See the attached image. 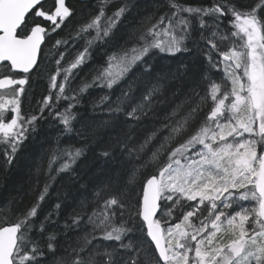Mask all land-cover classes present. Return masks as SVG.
I'll use <instances>...</instances> for the list:
<instances>
[{"label": "snow or ice", "instance_id": "1", "mask_svg": "<svg viewBox=\"0 0 264 264\" xmlns=\"http://www.w3.org/2000/svg\"><path fill=\"white\" fill-rule=\"evenodd\" d=\"M139 7L93 0L76 20L70 0H0L5 166L41 121L59 129L31 202L18 197L0 209V264H264V0H152L144 14ZM96 53L102 63L76 83ZM187 54L206 69L192 73L179 103L158 111L167 80L187 77L190 65L161 75L155 63ZM45 71L47 94L24 112L33 78ZM93 88L104 89L93 110L106 116L88 124L75 109ZM72 134L84 143L63 147L60 137ZM89 143L131 167L65 222L61 245L48 228L55 212L43 205L61 174L78 179ZM136 232L142 243L132 242ZM97 239L114 243L101 250Z\"/></svg>", "mask_w": 264, "mask_h": 264}, {"label": "trees", "instance_id": "2", "mask_svg": "<svg viewBox=\"0 0 264 264\" xmlns=\"http://www.w3.org/2000/svg\"><path fill=\"white\" fill-rule=\"evenodd\" d=\"M72 5L77 10L76 20L81 19V14L88 11L87 5L93 2H82L81 0H70ZM140 5L137 11L140 14L152 11V0H136ZM190 4L201 3L202 0H186ZM250 0H238V3L247 6ZM72 29L69 24L68 28L64 29V34ZM77 47H80L78 44ZM47 52V49L45 50ZM75 50H73V56ZM181 61L184 64L190 65L189 75L178 79L169 78L166 83L167 100L158 106V111L169 109L175 103H179L183 99V93L188 91V84L191 81L192 73L200 72L206 69V65H202L200 60L195 58L192 54H187L186 57L168 58L159 60L155 63L156 71L161 75H168L170 72L174 73L179 67ZM102 63V53L94 54L93 58L88 64H85L80 75L77 77L76 83H80L84 79H90L93 69ZM53 65H47L51 68ZM48 76L47 71L42 76L34 77L32 80L31 89L28 98L22 101V110L24 112H35L37 105L36 101L47 94ZM104 94V89L93 88L90 89L83 97L82 102L75 111H78L80 117L84 118V122L88 124L99 123L106 116V112H102L101 108L93 110L100 97ZM114 99V97L112 98ZM110 102V101H109ZM163 119V116L160 117ZM159 123V121H156ZM152 126L149 122L148 127ZM144 131V129H141ZM59 135V129L52 120H43L40 122L39 129L33 133L30 138L25 141L21 150L16 154V158L10 167L4 164L3 153L0 152V209H5L9 206V202H15L16 198L22 199V204L31 202L32 197L28 195L31 185L35 178V172L46 159V154L49 151V146L55 144L56 138ZM61 145L63 147H79L84 142L80 140L75 134L65 135L60 137ZM2 147V146H0ZM131 167L126 160L123 161H106L104 158L98 156V149L95 143H89L85 157L78 161L76 168V175L78 179L69 180L64 174L63 179L57 178L56 182L50 189V196L46 199L43 208L45 212L54 211L55 223L48 225L50 231L57 233L61 241V245L65 243L64 225L70 218L79 211L82 206H85V201L91 205L94 194L104 185L110 182L122 180L126 172ZM59 202L61 207L59 210L54 209V205ZM85 226H81L80 233H84ZM132 242L142 243L145 239L140 232L130 234ZM68 238L74 240L77 238L75 231L68 233ZM127 242V239H126ZM98 248L104 249L105 245L110 243L102 239L95 241ZM111 250V249H108Z\"/></svg>", "mask_w": 264, "mask_h": 264}, {"label": "water", "instance_id": "3", "mask_svg": "<svg viewBox=\"0 0 264 264\" xmlns=\"http://www.w3.org/2000/svg\"><path fill=\"white\" fill-rule=\"evenodd\" d=\"M82 2H89V1H91V0H81Z\"/></svg>", "mask_w": 264, "mask_h": 264}]
</instances>
